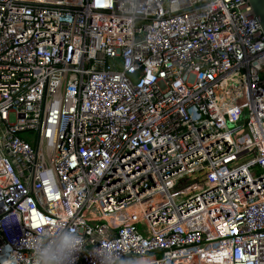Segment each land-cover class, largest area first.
Returning <instances> with one entry per match:
<instances>
[{"label":"built area","instance_id":"1","mask_svg":"<svg viewBox=\"0 0 264 264\" xmlns=\"http://www.w3.org/2000/svg\"><path fill=\"white\" fill-rule=\"evenodd\" d=\"M61 220L151 264H264L250 0H0V254L33 264Z\"/></svg>","mask_w":264,"mask_h":264},{"label":"clouds","instance_id":"2","mask_svg":"<svg viewBox=\"0 0 264 264\" xmlns=\"http://www.w3.org/2000/svg\"><path fill=\"white\" fill-rule=\"evenodd\" d=\"M14 221L10 215L4 223L11 224ZM31 245L33 264H76L82 252L92 256L95 264H129V260L133 264H151V258L143 254L135 258L120 256L123 249L113 246L111 241L108 245L101 244L99 248L88 250L80 232L70 225L66 226L63 220L36 230ZM0 264H19L17 252L9 250L0 254Z\"/></svg>","mask_w":264,"mask_h":264},{"label":"water","instance_id":"3","mask_svg":"<svg viewBox=\"0 0 264 264\" xmlns=\"http://www.w3.org/2000/svg\"><path fill=\"white\" fill-rule=\"evenodd\" d=\"M253 11L259 19L264 33V0H250Z\"/></svg>","mask_w":264,"mask_h":264},{"label":"rangeland","instance_id":"4","mask_svg":"<svg viewBox=\"0 0 264 264\" xmlns=\"http://www.w3.org/2000/svg\"><path fill=\"white\" fill-rule=\"evenodd\" d=\"M12 119H14V118H12Z\"/></svg>","mask_w":264,"mask_h":264}]
</instances>
